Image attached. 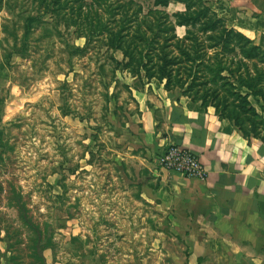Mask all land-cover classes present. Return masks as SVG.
I'll use <instances>...</instances> for the list:
<instances>
[{"label":"rangeland","instance_id":"obj_1","mask_svg":"<svg viewBox=\"0 0 264 264\" xmlns=\"http://www.w3.org/2000/svg\"><path fill=\"white\" fill-rule=\"evenodd\" d=\"M127 1L124 16L121 8L111 16L104 10ZM184 1L163 8L154 0H101L90 14L121 21L138 7L141 15L182 11ZM205 1L229 24L245 20L264 37V0ZM66 6L63 19L41 14L35 0H0V264H42L37 257L50 255L55 264H165L162 244L172 235L156 233L154 204L139 201L136 183L142 122L129 86L139 81L115 66L121 55L106 48L109 34L86 43L75 32L86 35L88 20ZM28 14L35 18L24 35ZM142 18L139 34L159 49L164 36L150 27L161 14Z\"/></svg>","mask_w":264,"mask_h":264},{"label":"crops","instance_id":"obj_2","mask_svg":"<svg viewBox=\"0 0 264 264\" xmlns=\"http://www.w3.org/2000/svg\"><path fill=\"white\" fill-rule=\"evenodd\" d=\"M239 2L220 3L233 7ZM210 7L227 27L264 47L263 34L252 23L232 18L229 24L226 13ZM177 28H183L182 35ZM175 33L182 37L185 26H175ZM123 72L139 81L129 86L142 122L136 183L139 201L154 204L156 233L172 235L162 244L170 256L165 264H264V141L244 137L213 107H201L177 88L166 90L157 78ZM170 144L197 154L205 179L162 171L156 159ZM52 256L43 257L44 263L50 258L55 264Z\"/></svg>","mask_w":264,"mask_h":264},{"label":"trees","instance_id":"obj_3","mask_svg":"<svg viewBox=\"0 0 264 264\" xmlns=\"http://www.w3.org/2000/svg\"><path fill=\"white\" fill-rule=\"evenodd\" d=\"M73 1L35 0V5L42 7L41 14L51 12L66 19L64 10L68 4L69 11H75L77 17L83 14L88 20L86 35L75 30L85 37L86 43L92 36L109 34L105 46L121 52V60L113 58L120 70L138 78H157L166 90L177 88L182 95L200 102L201 107H213L220 119H227L244 137H259L264 141V47L227 27L205 0H185V10L172 14L162 9L148 10L147 14L158 12L162 17L158 25L150 27L155 35L164 36L159 49L152 47L156 44L154 37L139 34L137 17L144 19L147 15H141L140 7L133 16L110 22L103 20L97 10L90 14L92 5L99 6L101 0H76L71 4ZM168 3L169 0H154V5L159 7ZM131 4L127 1L117 7L105 6L104 10L111 16L121 8L124 16ZM34 18L32 14L26 15L24 35ZM71 22L64 26L74 24ZM134 24V31L129 32L128 28ZM175 26H185L182 37L176 35ZM171 43L175 50L169 49ZM37 258L45 264L43 257Z\"/></svg>","mask_w":264,"mask_h":264},{"label":"built area","instance_id":"obj_4","mask_svg":"<svg viewBox=\"0 0 264 264\" xmlns=\"http://www.w3.org/2000/svg\"><path fill=\"white\" fill-rule=\"evenodd\" d=\"M157 159L162 171L175 172L184 177H195L201 180L206 177V170L199 156L180 145H168Z\"/></svg>","mask_w":264,"mask_h":264}]
</instances>
